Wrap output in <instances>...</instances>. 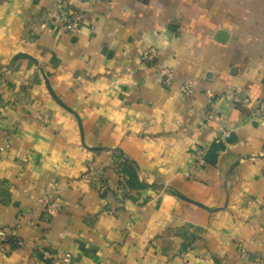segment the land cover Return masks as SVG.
<instances>
[{"label": "crops", "instance_id": "obj_1", "mask_svg": "<svg viewBox=\"0 0 264 264\" xmlns=\"http://www.w3.org/2000/svg\"><path fill=\"white\" fill-rule=\"evenodd\" d=\"M67 3L0 0V264H264V0Z\"/></svg>", "mask_w": 264, "mask_h": 264}, {"label": "built area", "instance_id": "obj_2", "mask_svg": "<svg viewBox=\"0 0 264 264\" xmlns=\"http://www.w3.org/2000/svg\"><path fill=\"white\" fill-rule=\"evenodd\" d=\"M56 1V8L58 10V13L54 15L55 19H57L56 28L65 34L74 35L79 31V28L81 26L80 18L76 14H69L70 12L67 11V0H54ZM63 13V15H62ZM42 28L46 27V23L41 24ZM157 57V51L153 47H149L146 49L143 55V60L148 63L155 62ZM173 71L171 69H168L165 71L163 76V82L165 84H170L172 79ZM195 91V84L194 82L190 80L183 81L181 85L179 86V92L186 97L191 96ZM207 93L210 95V93L207 91ZM230 98L232 102H238L239 98L234 95L233 93L230 95ZM255 117H262L264 116V93L260 100L258 101V104L256 106L255 110ZM203 120L205 122L211 121L214 116L213 113L210 111H206L203 114ZM222 136H228L229 132L227 130L220 129ZM8 138L9 133L5 134V142L2 147V149H5L9 146L8 144ZM206 152V148L204 146L198 147L194 150L193 153V170L198 171L200 170L205 162H204V155ZM39 202L42 206L43 211L48 216H54L57 214L62 206V196L61 193L57 190L43 194L39 197ZM14 230L12 228L8 227H2L0 229V242L7 241L11 236H13ZM16 245L21 246L22 242L19 240L15 241ZM48 257H51V255L46 254ZM70 254L64 253L61 257V263H67L69 260Z\"/></svg>", "mask_w": 264, "mask_h": 264}, {"label": "water", "instance_id": "obj_3", "mask_svg": "<svg viewBox=\"0 0 264 264\" xmlns=\"http://www.w3.org/2000/svg\"><path fill=\"white\" fill-rule=\"evenodd\" d=\"M21 58L31 60L32 62H34V63L39 67V70H40V72H41V74H42V76H43V80H44L45 87H46L48 93L50 94V96H51V97H52V98H53V99H54V100H55L60 106H62L63 108L67 109L68 111L72 112L73 115L77 118V121H78V124H79L80 136H81V138H82V128H81V124H80L79 118L77 117V115H76L71 109H69L65 104H63V103H62V102H61V101H60V100L54 95V93H53V91L51 90V87H50V85H49L48 78H47L45 72L43 71L42 67L39 66V64H38V62H37V60H36L35 58H33L31 55H29V54H27V53H24V52L17 53V54H15V55L12 56L11 60H10L9 63L6 65L5 69L8 70V69L14 64V62H15L16 60L21 59ZM87 149H89V150H97L98 148H95V147H94V148H88V147H87ZM249 157H251V156H246V158H249ZM255 157L264 158V155L255 156ZM172 194L175 195V196H177L178 198H180V199H182V200L188 201V202H190V203H193V204H195V205H198V206H200V207H204V208H205V206H203L202 204H200V203H198V202H196V201H194V200H191V199H189V198H187V197H185V196H183V195H179V194H177V193H175V192H172Z\"/></svg>", "mask_w": 264, "mask_h": 264}]
</instances>
